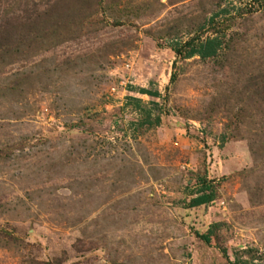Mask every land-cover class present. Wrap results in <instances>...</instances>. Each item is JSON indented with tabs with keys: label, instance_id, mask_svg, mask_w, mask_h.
I'll use <instances>...</instances> for the list:
<instances>
[{
	"label": "rangeland",
	"instance_id": "374dc122",
	"mask_svg": "<svg viewBox=\"0 0 264 264\" xmlns=\"http://www.w3.org/2000/svg\"><path fill=\"white\" fill-rule=\"evenodd\" d=\"M236 255L264 264V0H0V264Z\"/></svg>",
	"mask_w": 264,
	"mask_h": 264
},
{
	"label": "trees",
	"instance_id": "16d2710c",
	"mask_svg": "<svg viewBox=\"0 0 264 264\" xmlns=\"http://www.w3.org/2000/svg\"><path fill=\"white\" fill-rule=\"evenodd\" d=\"M222 47V40L218 36L206 37L201 39L199 36L190 37L182 43L170 44V49L178 56L191 57L197 55L201 59H206L217 54L218 50ZM137 92L141 95H148L150 97H159L157 90H151L144 87H139ZM141 99L133 96L127 97V105L135 108L138 111H143V121H139V125H146L147 127L157 126L160 123V115L153 114L152 109H142ZM148 103L156 105L155 101H149ZM214 198V190L210 185L202 184L198 191L193 195L188 203V207H196L202 204H206L212 201ZM204 237V236H203ZM202 237V238H203ZM205 238V237H204ZM222 264H261L254 259L242 258L236 255L233 261L226 260Z\"/></svg>",
	"mask_w": 264,
	"mask_h": 264
}]
</instances>
